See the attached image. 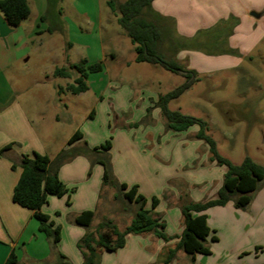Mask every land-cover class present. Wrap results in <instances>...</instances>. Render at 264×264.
I'll list each match as a JSON object with an SVG mask.
<instances>
[{
  "label": "crops",
  "instance_id": "crops-1",
  "mask_svg": "<svg viewBox=\"0 0 264 264\" xmlns=\"http://www.w3.org/2000/svg\"><path fill=\"white\" fill-rule=\"evenodd\" d=\"M26 1L30 10L28 18L16 28H10L11 32L4 40L0 38V150L10 145V149L0 156V264L4 263L12 250L18 264H60L58 254L69 264H82V255L76 244L84 236L85 231L82 227L74 225L72 219L80 213L93 212L92 230L103 219H110L100 209L102 166L92 164L89 157L78 155L59 168L57 176L68 190V194L61 198L48 197L47 203L41 208V212L47 215L55 226L60 227V241L55 249H51L45 235L38 231V222L32 212L12 202V191L21 173L18 166L21 156L38 153L53 160L62 150L82 148L86 143L89 149L99 145L84 132L85 121L81 128L73 133V135L76 132L80 133L82 136L80 140L71 146H68L67 142L61 148L50 152L37 135L34 123L19 100V95L28 91L21 84L34 77L27 64L32 58H38L39 54L44 57L46 63H51L40 75L45 81L52 76L55 68L68 63L69 60V65L82 61L87 65L101 62L102 71L88 76V80L91 75L98 78L94 77L98 82L95 91H92L88 83L89 89L79 96H85L91 91L94 98L101 101L105 90L111 87L112 81H122L114 70L111 69L109 73V69L106 68L108 53L102 41V29L105 24L102 4L107 3L104 0H57V7L60 9L58 13L57 7L49 8L48 5L55 0ZM151 7L160 25L166 21L172 23L175 38H180L175 34L187 39L192 38L196 32L211 28L229 17L238 19L239 24L234 29L235 35L230 38L229 45L238 48L242 54L244 51L245 54L249 52L251 48L249 43L259 30L253 31L252 26L257 24L254 20L264 19L260 16L264 10V0H153ZM44 17L45 20L42 21ZM49 29L53 32L49 33ZM105 29L109 31V28ZM109 55L112 60L116 58L114 51ZM218 58L208 59L185 51L176 55L178 62L187 61L186 69L195 72L200 65H212L214 62L219 64L220 60L228 66L234 63V59L227 56ZM134 59L135 57L128 61L126 66L134 63ZM45 88L44 95L51 96L53 92L51 87ZM113 94V99L109 102L115 108L117 92ZM26 102L29 107L33 104L29 100ZM150 103L139 109L141 112L138 118L132 116L125 124L138 122L151 106ZM98 105L92 109L96 110V113L100 110L96 109ZM105 109L106 106L103 107L104 111ZM157 113L158 109H154L152 117H156ZM156 119V128L147 125L129 129V132L120 131V135L113 140L110 148L112 174L117 182L128 187L136 186L138 194L144 197H147L146 194L158 197L159 190L166 189L169 179L185 175L180 168L183 166V157L186 156L187 161L188 156L182 153H189L190 157L186 162L188 164L195 159H199V164L203 163L206 168L215 164L209 161L206 145L194 138L197 129L190 128L182 133L165 132L164 123L160 126L158 123L160 118ZM140 131L141 140H136V133L134 135L132 133ZM13 164L16 165L15 169H12ZM224 169L223 167L219 169L217 180H209L216 182L211 199L216 198L217 191L222 185ZM130 171L136 174L135 180H130L127 174ZM191 173L193 175L191 174L190 179L193 182L208 184L207 181L198 180L196 171ZM210 176L214 179L211 174ZM179 191L174 190L170 193L167 202L159 200L153 211L154 217L165 223L164 233L170 238L173 237L172 240L163 242L149 234L128 235L122 249L116 252H101L99 264H164L168 250L177 244L182 232L180 224L175 232L168 231L170 225L168 222L173 224L172 222L177 220L180 223L178 217L181 190ZM191 198L192 201H197L193 196ZM76 199L77 205L74 201ZM204 214L208 228L216 232L218 240L222 237L220 233H225L235 244H245L246 249L251 243L264 244V187L254 196L247 212L235 209L232 202H228L223 207L209 208ZM63 218H66L68 225ZM239 248H243V245ZM197 255L200 254L195 255L193 264H198ZM168 264H183V261L179 260L178 251ZM245 264H264V259L256 256L253 262Z\"/></svg>",
  "mask_w": 264,
  "mask_h": 264
},
{
  "label": "rangeland",
  "instance_id": "rangeland-1",
  "mask_svg": "<svg viewBox=\"0 0 264 264\" xmlns=\"http://www.w3.org/2000/svg\"><path fill=\"white\" fill-rule=\"evenodd\" d=\"M104 1L107 3L109 0ZM112 1L123 3L126 0ZM260 14L264 17V10ZM102 16L105 20L104 29H102V41L104 49L108 53L106 68L109 69V73H111V69L114 70L117 77L121 78L122 81H112L111 87L105 90L101 101L95 99L91 91L85 96L65 92L64 88L71 83V80L54 78L53 76H49L46 81L40 78V75L51 64L46 63L41 54L36 59L32 58L27 64L35 80L33 77L28 82L21 84L28 91L21 93L19 100L32 119L37 135L50 152L64 146L73 136L74 131L81 128L85 121L84 132L88 133V138L96 141L99 146L106 141L112 144L113 140H116L120 135V131L129 132V129L147 125L156 128V117L160 118L158 120L160 126L163 125L164 121L160 115V110L155 108L153 103L156 102L159 95H165L187 81L186 77L179 72L175 74L162 69L158 65L139 64L134 61L131 65L126 66V63L135 57L133 46L118 26V16L108 10L105 4H102ZM149 18L151 20L157 19L152 16H149ZM236 21L237 23L235 27L232 26L230 35L225 37L224 45L218 44L201 50L187 48L179 51L190 52L213 60L227 56L234 59V63L228 66L220 60L219 64L214 62L212 65H200L198 69L196 68L198 72H196L197 80L179 98L171 100L168 103V109L203 121L207 128L206 134L213 140L217 153L231 164L239 165L244 158H249L255 164L264 167V19L254 20L257 24H254L252 29L254 32L255 29L259 30L257 34L255 32L254 35L256 36L249 43V48H251L246 54L245 51L242 54L238 48H232L229 45L230 38L235 35L234 29L239 24V20L236 19ZM158 24H160L159 21ZM162 26L165 48L168 51L172 46L176 48L180 40L179 38L173 39L172 23L166 21ZM105 27L109 28V31ZM175 36L183 38L176 34ZM171 42L172 44H170ZM111 51L116 54L114 60L109 55ZM73 58L74 55L71 56V59ZM68 63L60 64L57 68H67ZM186 63L187 61L179 62L182 68L179 71L184 72L183 70H187ZM94 77L97 78V76L91 75L88 80L93 92L98 86V82L94 80ZM46 86L51 87L53 91L51 96L44 95ZM115 91L117 92L116 104L113 108L109 101L113 99L112 96ZM152 99H155V101H152ZM27 100L33 103L30 107L27 105ZM100 102L102 104H99ZM148 102H151V106L146 109L145 114L138 122L125 124L127 120L132 119V116L135 119L138 118L141 112L139 109ZM96 104H99L96 109H100L97 110V113L96 110H92L97 106ZM104 106L107 109L105 111L103 110ZM148 109H150L149 112H147ZM154 109H158L156 117H152ZM191 129H197V127ZM164 131L167 132L165 128ZM93 132L96 134L93 135ZM135 133L136 140H141L142 132H133L132 135ZM122 136L124 137V135ZM116 151L117 149H115ZM108 154L111 155L110 150ZM182 155H187L188 159L190 157L187 152L182 153ZM185 158L186 156L183 157V166L180 168L185 177L181 176L180 178L177 176L169 179L166 189L164 191L159 190L158 197L149 194H146L147 197L143 196L147 201L145 207H148V210L151 208L153 197L158 201L167 202L170 193L174 190L178 192L181 190L190 200L193 196L197 200L196 202L212 198L213 188L216 185V182L213 183L212 181L217 180L216 176L222 167L214 164L212 167L206 168L203 163L199 164V159L192 160L188 164L186 163L188 159L186 161ZM194 171L197 172L198 180L207 181L208 184L193 182L190 177L193 175L191 172ZM127 174L130 180H135L136 174L134 172L130 171ZM100 190L102 192L100 199L101 211L110 218L109 220L113 222L118 230H122L123 226L130 220L135 206L126 202L116 189L101 187ZM74 201L77 205L78 199ZM248 209L249 207L241 211L247 212ZM66 218H63V220L68 225ZM179 219L180 217H178ZM172 223L168 222L170 224L168 227L169 232H175L176 227L179 224L181 226V221L179 223L176 220ZM82 229L85 231L84 228ZM222 234L220 233L222 237H219L218 240L216 232L211 230L210 235L206 238L210 254L197 255L198 264H245L253 262L256 256H261L264 259V255H262L264 254V244L255 245L251 243L247 249L245 248L246 245L242 244L243 248H239L242 245L235 244L234 240L227 238V234ZM211 235L217 238L216 242H211ZM172 239L173 237H171ZM178 256L183 264L194 263L182 251H178Z\"/></svg>",
  "mask_w": 264,
  "mask_h": 264
},
{
  "label": "trees",
  "instance_id": "trees-1",
  "mask_svg": "<svg viewBox=\"0 0 264 264\" xmlns=\"http://www.w3.org/2000/svg\"><path fill=\"white\" fill-rule=\"evenodd\" d=\"M58 1L49 2V8H56ZM152 2L153 0H126L123 3H114L109 0L107 6L113 14L118 16L117 24L133 46L134 61L139 64L158 65L175 74L182 70L179 62L175 59V55L179 51L187 48L201 50L218 44L224 45L225 37L230 35L232 26L235 27L237 23L233 17L220 21L207 30L198 31L192 38H179L180 42L176 48L171 45L172 47L168 51L164 46L163 26L158 24L157 19L149 18V16L157 18L151 7ZM57 12L60 13L58 7ZM29 13L26 0H0V14L9 28L19 26L28 18ZM43 20L45 17L42 18ZM48 32L52 33L53 31L49 29ZM173 39H176L174 35ZM101 71V62L87 65L85 61H82L69 65L67 68H55L52 76L71 80L64 91L79 95L89 89L88 76ZM183 71L187 81L171 92L159 95L153 105L160 110L166 131L182 133L192 127H197L194 138L206 145L209 161L225 168V173L215 199L193 202L185 193H180L179 210L182 232L177 244L168 250L164 264H168L175 257L177 251H182L190 258L191 262L194 261L196 254L209 255L210 249L206 238L210 235L211 230L207 226L204 212L209 208L223 207L228 202H232L237 210H246L252 202L254 194L264 187V167L255 164L249 158H244L239 165L231 164L217 153L213 140L206 134L207 128L203 121L168 109V103L179 98L197 80L195 71ZM81 138V134L76 132L69 139L68 146ZM110 148L109 141L94 149H89L84 144L82 148L62 150L53 160H50L46 155L33 153L21 156L18 163L21 173L12 191V202L32 212L34 219L38 222V231L45 235L51 249H55L60 241V227L55 226L50 218L41 212V208L47 203L48 197L61 198L68 194V190L59 180L57 172L62 165L76 156L84 155L92 159V164L101 165L103 168L101 186L116 189L126 202L135 206L130 223L123 230H118L109 219H103L92 230L91 222L94 214L91 211L80 213L72 219L74 225L85 229L84 236L76 244V248L82 255V264H99L101 252H116L122 249L128 235L149 234L163 242L171 240L164 233L165 223L155 218L153 214L158 205V199L153 197L150 210L145 209L146 199L138 194L137 187L120 184L113 176L108 154ZM9 149L10 145L1 149L0 156H3ZM15 167L16 165L13 164L12 169ZM67 204H69L68 201ZM216 241L217 238L212 235L211 242ZM58 258L60 264H69L60 254H58ZM3 264H18L13 250Z\"/></svg>",
  "mask_w": 264,
  "mask_h": 264
},
{
  "label": "water",
  "instance_id": "water-1",
  "mask_svg": "<svg viewBox=\"0 0 264 264\" xmlns=\"http://www.w3.org/2000/svg\"><path fill=\"white\" fill-rule=\"evenodd\" d=\"M11 32L10 28L8 27V25L6 24V22L4 21L3 17L0 15V38L1 39H5L6 36ZM180 74L184 75L185 72L182 71H178Z\"/></svg>",
  "mask_w": 264,
  "mask_h": 264
}]
</instances>
